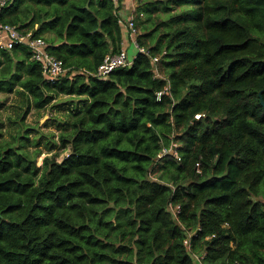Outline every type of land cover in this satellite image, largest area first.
<instances>
[{
	"label": "trees",
	"instance_id": "16d2710c",
	"mask_svg": "<svg viewBox=\"0 0 264 264\" xmlns=\"http://www.w3.org/2000/svg\"><path fill=\"white\" fill-rule=\"evenodd\" d=\"M113 10L12 0L0 11L67 69L49 85L26 47L0 49V92L20 97L19 123L80 98L44 142L68 147L59 162L36 165L27 134L39 130L0 140V264H264V0H143L148 55L99 78L122 46ZM171 142L180 159H158Z\"/></svg>",
	"mask_w": 264,
	"mask_h": 264
},
{
	"label": "built area",
	"instance_id": "2783aa9c",
	"mask_svg": "<svg viewBox=\"0 0 264 264\" xmlns=\"http://www.w3.org/2000/svg\"><path fill=\"white\" fill-rule=\"evenodd\" d=\"M12 0H0V11ZM121 0H111L114 5L113 14L120 26H123L128 32L130 39V47L122 48L114 54H108L105 56L102 63L97 68L96 72L91 75L106 78L109 74L117 69L129 68L138 54H147L148 50L139 44L138 38L140 36V30L137 26V5L143 0H133L131 10H124L120 5ZM139 16H143L139 14ZM17 46H24L30 52V60H34L41 64L42 75L44 80L49 85H54L62 76L65 75L67 69L64 67L63 62L54 56H52L47 50V43L41 37H34L31 31L22 32L15 26L5 24L0 20V49L11 50ZM154 64H158L159 58L153 57ZM157 77H161L158 69L155 70ZM168 86H165L162 91L156 93V100L160 101L161 97L168 92ZM204 117V114L197 113L194 115L195 120H200ZM178 144L171 142L168 147H163L158 154V159L171 154L175 159L179 160L178 156ZM196 170L200 173V164L196 163ZM168 210L174 218H178L180 213V206L173 203H168ZM185 245L189 244V239L184 241Z\"/></svg>",
	"mask_w": 264,
	"mask_h": 264
},
{
	"label": "rangeland",
	"instance_id": "374dc122",
	"mask_svg": "<svg viewBox=\"0 0 264 264\" xmlns=\"http://www.w3.org/2000/svg\"><path fill=\"white\" fill-rule=\"evenodd\" d=\"M67 100V97L58 96L52 103L42 110L31 109L25 116L24 121L20 124L19 117L22 116L24 111V105L20 101V97L15 93L1 94L0 93V140H10L11 135H16L17 132L23 134L26 129H36L40 133L28 130V136L31 139H39L41 154L36 158V165L41 166L45 157L56 156L55 159L59 162L68 152V147L61 148L56 147L53 150H47L44 142L46 138L51 137V133L54 134V140L57 139L59 133L56 129V124L60 121V124L66 120V107L60 106V102ZM22 106V108H18ZM41 134L43 136H41ZM30 150H34L35 146L30 145ZM153 176V174H152Z\"/></svg>",
	"mask_w": 264,
	"mask_h": 264
},
{
	"label": "crops",
	"instance_id": "0c3cea01",
	"mask_svg": "<svg viewBox=\"0 0 264 264\" xmlns=\"http://www.w3.org/2000/svg\"><path fill=\"white\" fill-rule=\"evenodd\" d=\"M132 4H133V0H121L120 1V5H121V7L124 9V10H131V8H132ZM139 21V20H138ZM37 27V25L36 26H34V28H36ZM121 30H122V39H121V47L122 48H129L130 47V45H129V43H130V39H129V36H128V32L126 31V29L123 27V26H121ZM48 35H50V34H48ZM52 35V34H51ZM53 36V35H52ZM57 43H59V41H58V39L56 38V40H55ZM1 94H8V93H2V92H0ZM10 94V93H9ZM60 96H64V97H67V100H65V101H62V102H60L61 103V105L60 106H65L66 108V114L68 113V110H70L71 109V107H72V105H68V104H66V102L67 101H69V100H74V101H77V100H80V98H72V97H69V96H66V95H60ZM63 103V104H62ZM51 104V103H50ZM49 104V105H50ZM83 103H81L80 105H82ZM48 105V106H49ZM47 106V107H48ZM46 107V108H47ZM35 110V109H34ZM42 110V109H41ZM39 111V110H38Z\"/></svg>",
	"mask_w": 264,
	"mask_h": 264
},
{
	"label": "water",
	"instance_id": "95a60500",
	"mask_svg": "<svg viewBox=\"0 0 264 264\" xmlns=\"http://www.w3.org/2000/svg\"><path fill=\"white\" fill-rule=\"evenodd\" d=\"M264 90H262V91H260L259 92V96H261V93L263 92ZM261 104H262V106H263V108H264V102L261 100Z\"/></svg>",
	"mask_w": 264,
	"mask_h": 264
}]
</instances>
